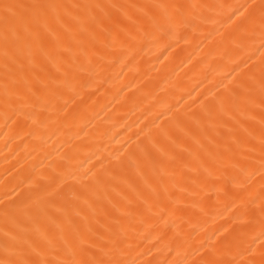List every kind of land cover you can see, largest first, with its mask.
Segmentation results:
<instances>
[{
  "label": "bare ground",
  "instance_id": "1",
  "mask_svg": "<svg viewBox=\"0 0 264 264\" xmlns=\"http://www.w3.org/2000/svg\"><path fill=\"white\" fill-rule=\"evenodd\" d=\"M0 264H264V0H0Z\"/></svg>",
  "mask_w": 264,
  "mask_h": 264
}]
</instances>
